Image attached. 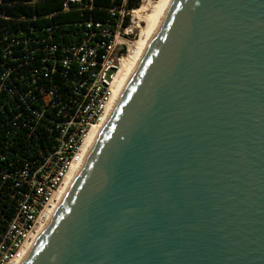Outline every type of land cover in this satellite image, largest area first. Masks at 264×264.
<instances>
[{
  "label": "water",
  "instance_id": "water-1",
  "mask_svg": "<svg viewBox=\"0 0 264 264\" xmlns=\"http://www.w3.org/2000/svg\"><path fill=\"white\" fill-rule=\"evenodd\" d=\"M22 264H264V0H173Z\"/></svg>",
  "mask_w": 264,
  "mask_h": 264
},
{
  "label": "built area",
  "instance_id": "built-area-1",
  "mask_svg": "<svg viewBox=\"0 0 264 264\" xmlns=\"http://www.w3.org/2000/svg\"><path fill=\"white\" fill-rule=\"evenodd\" d=\"M81 3L64 0L62 11ZM133 12L125 8L124 0L121 6L109 9V18L103 23L85 22L79 34L69 35V43L39 48L43 52L38 69L41 79L53 82L48 89L38 86L36 77L25 81L18 74L11 86L6 80L18 64L9 68L0 64V90L6 97L0 116L9 115L0 124L5 130L0 131V264L24 262L55 212L57 192L70 169L81 168L85 162L84 143L90 131L107 119L121 64L139 39L142 22ZM4 39L9 46L19 42L11 33ZM4 56L9 63L19 62L11 50ZM11 101L15 109L5 107ZM18 132L25 133L21 136L24 149L7 157L9 135ZM5 200L8 203L2 208Z\"/></svg>",
  "mask_w": 264,
  "mask_h": 264
},
{
  "label": "trees",
  "instance_id": "trees-1",
  "mask_svg": "<svg viewBox=\"0 0 264 264\" xmlns=\"http://www.w3.org/2000/svg\"><path fill=\"white\" fill-rule=\"evenodd\" d=\"M63 1L0 0V64H3L5 68L18 64L17 70L6 80V82L9 81L11 86L18 74L25 81L33 80L36 77L38 86L48 89L53 82L41 79L43 75L38 69L43 52L39 48L46 44L69 43L71 41L69 35L79 34L84 28L85 22L103 23L109 18V9L121 6L124 0H82L81 5L72 6L69 11L65 12L62 11ZM139 1L125 0V8L128 10L136 9ZM46 28H50V31H45ZM10 33L13 34L14 39L19 41L16 46H9V40L4 39L5 35ZM41 41L43 42L41 43ZM6 50H11V54L19 62L9 63L7 56H4ZM30 51H33L34 54L30 55ZM55 82L59 83L60 81L55 79ZM23 88L24 85L20 86V91ZM5 99V93L1 89L0 106H2V101ZM11 106L15 109L14 101L5 105L7 108ZM8 116H0V124ZM0 131L3 133L5 130L0 128ZM22 135L24 137L25 133L18 132L15 136L9 135L11 146L7 157L13 158L11 154L19 153L24 149V145L21 143ZM5 182L6 184L10 183L8 180ZM7 203V200L1 202V207L4 208Z\"/></svg>",
  "mask_w": 264,
  "mask_h": 264
},
{
  "label": "bare ground",
  "instance_id": "bare-ground-1",
  "mask_svg": "<svg viewBox=\"0 0 264 264\" xmlns=\"http://www.w3.org/2000/svg\"><path fill=\"white\" fill-rule=\"evenodd\" d=\"M172 2L173 0H142L139 8L134 10L133 17L138 22H142L143 25L140 27L139 39L135 44L134 51L121 64V69L117 76L116 88L108 105L106 117L107 119L122 92L128 85L145 51L147 50L148 46L159 30ZM107 119L103 121L99 126L90 131L83 146L85 156L89 154L91 148L93 147L95 141L97 140L103 127L105 126ZM79 170L80 166H73L67 174L64 185L59 189L56 195L58 200L57 207L68 192ZM55 207L53 206V211H56L57 207Z\"/></svg>",
  "mask_w": 264,
  "mask_h": 264
},
{
  "label": "rangeland",
  "instance_id": "rangeland-1",
  "mask_svg": "<svg viewBox=\"0 0 264 264\" xmlns=\"http://www.w3.org/2000/svg\"><path fill=\"white\" fill-rule=\"evenodd\" d=\"M141 1H142V0L139 1V5H138V7H137L136 9H138L139 6L141 5ZM136 9H132V10H136ZM130 14H131V13H130ZM141 25H143V23H142Z\"/></svg>",
  "mask_w": 264,
  "mask_h": 264
}]
</instances>
